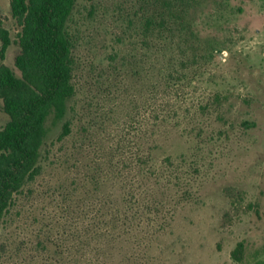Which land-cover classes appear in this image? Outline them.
<instances>
[{
	"label": "rangeland",
	"instance_id": "1",
	"mask_svg": "<svg viewBox=\"0 0 264 264\" xmlns=\"http://www.w3.org/2000/svg\"><path fill=\"white\" fill-rule=\"evenodd\" d=\"M151 17L176 34L148 35ZM0 26V66L18 71L11 0ZM68 28L71 133L49 117L41 172L0 224V264L105 258L83 229L126 196L161 213L115 239L106 264H264V0H77ZM8 120L0 100V130Z\"/></svg>",
	"mask_w": 264,
	"mask_h": 264
},
{
	"label": "trees",
	"instance_id": "2",
	"mask_svg": "<svg viewBox=\"0 0 264 264\" xmlns=\"http://www.w3.org/2000/svg\"><path fill=\"white\" fill-rule=\"evenodd\" d=\"M76 2L11 0L13 16L22 30L19 33L21 50L15 60L18 71L5 63L0 66V100L9 117L0 130V224L15 204L17 194L41 172L42 152L50 134L49 117L52 116L56 123L65 121L59 139L71 133V120L66 117L77 91L74 80L77 61L68 20ZM179 29L181 34L184 33V42L188 43V33L194 36L192 30L183 22ZM144 30L148 35L165 36L166 31L173 36L176 34V28L167 25L165 17L148 18ZM0 38L4 54L11 38L3 26H0ZM191 47L197 48L193 43ZM197 54L193 53V62L198 60ZM213 54L208 51L205 55L207 58ZM123 199L124 203L111 205L103 213V218L99 214L83 229L82 245L86 242L90 246L98 239L107 250L104 251L105 258L100 259L88 255L85 249L80 254L82 264H106L115 239L135 230L140 224L138 218L142 219L144 213L150 214L153 210L157 216L161 213V202L141 209L137 200L128 196ZM106 215L110 216L104 218ZM244 249L245 244L240 241L233 250L237 260H242Z\"/></svg>",
	"mask_w": 264,
	"mask_h": 264
}]
</instances>
